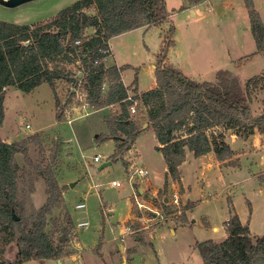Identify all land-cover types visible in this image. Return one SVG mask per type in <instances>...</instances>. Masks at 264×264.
<instances>
[{"label":"rangeland","instance_id":"1","mask_svg":"<svg viewBox=\"0 0 264 264\" xmlns=\"http://www.w3.org/2000/svg\"><path fill=\"white\" fill-rule=\"evenodd\" d=\"M75 1L33 0L16 7L0 4V20L47 23ZM167 1V10L177 13L172 17L176 44L171 49L170 61L185 74L198 81H215L219 69H229L242 84L250 77L264 74V53L256 52L246 0H204L193 8L195 13L180 9L186 0ZM253 1L264 20V0ZM168 30L167 23L149 30H135L113 40L117 52L133 66L124 72L128 84L137 77L139 88L146 90L156 82L153 64H157L162 35ZM94 31L88 28L86 34L92 35ZM113 62V56L106 60L107 65ZM73 87L65 81L58 82L57 91L64 103ZM104 88H108V83ZM81 89L82 86L77 87L72 103L63 107L61 117L54 90L47 82L31 92L16 87L6 90L5 120L0 129L4 139L20 141L29 134L44 132L50 143L54 139L63 142L62 157L56 165L60 185L64 186L63 198L53 212V219L57 218L49 221L47 229L55 231L57 241L64 237L62 242L67 254L47 259L44 264H59V260L62 264H205L197 243L209 239L223 241L227 237L226 221L234 212L249 223L254 236L264 235V133L233 138L232 130L222 128L235 154L221 161L213 152L196 156L188 149L180 166L183 188H175L179 183L168 177L166 192L163 186L167 163L157 149L154 129L148 122L141 129L146 123L144 110L138 106L137 113H132L141 124L134 146L124 157L111 160L117 145L108 137L111 131L106 117L118 111L119 105L91 110ZM263 100L264 94H261L252 102L254 111L264 108ZM26 123L30 128H26ZM215 130L221 132V128ZM31 153L35 162L42 158L36 147ZM45 153L44 157H49L52 151ZM97 154L102 155L100 161L94 160ZM109 160L111 164L100 168ZM132 163L149 171L150 188L141 197L142 206L134 198L138 187L128 177L127 168ZM113 181L121 185L115 186ZM35 186L25 217L47 201L45 179H38ZM156 190L159 192L155 196ZM176 192L177 202L174 201ZM80 203L84 207H78ZM190 204L193 206L186 210ZM67 214L73 223L68 224L66 236L61 235L58 227L66 224ZM184 214L185 224L180 220ZM79 222L87 224L80 226ZM126 225L131 226L132 232L124 233ZM18 255L16 243L0 252V258L11 262ZM19 264L40 262L30 259Z\"/></svg>","mask_w":264,"mask_h":264},{"label":"trees","instance_id":"2","mask_svg":"<svg viewBox=\"0 0 264 264\" xmlns=\"http://www.w3.org/2000/svg\"><path fill=\"white\" fill-rule=\"evenodd\" d=\"M202 1L186 0L181 9ZM246 4L256 52L264 53V23L254 1L246 0ZM166 23L169 30L162 35L157 54V85L139 93L137 77L132 83L134 98L145 112L142 113L145 122L154 129L157 149L167 163L163 190H169L168 177L183 188L180 166L188 149L196 156L213 152L218 160L231 158L235 151L225 140L222 128L245 138L256 132L264 133V108L260 112L252 108V102L264 94V74L250 77L242 84L229 69H219L215 81H198L170 63L176 26L167 11L166 0H76L47 23L0 20V128L5 120L9 87L31 92L41 83H49L61 117L63 107L72 103L77 87L82 86L85 103L91 110L119 105V110L106 118L111 131L108 137L117 145L111 160L124 157L141 126L130 111L132 101L126 100L130 87L122 79L123 70L132 66L107 65L104 58L109 55L113 36ZM88 28L95 30L92 35L86 34ZM77 40L80 42L76 43ZM59 81L74 85L65 103L57 91ZM217 128H221L220 133L216 132ZM33 147L42 156L38 162L31 153ZM46 150L52 151L49 157H44ZM62 152L63 142L54 139L50 143L44 132L12 142L0 133V242L4 245L0 252L11 243L19 246L16 261L0 258V264H19L30 259L44 264L47 259L67 254L64 242L57 241L55 231L47 229L49 221L57 218L53 219V212L63 198L64 186L60 185L56 167ZM125 164H128L126 159ZM40 178L47 185V201L25 217L23 214L28 213V201L32 200L31 194ZM192 206L188 205L186 210ZM170 212L167 207V213ZM14 213L19 220H15ZM180 220L185 224L187 216L184 214ZM69 223L73 220L67 214L65 225L58 227L61 235L67 236ZM225 228L227 237L223 241L209 239L197 243L205 264H264V235L254 236L249 223H244L236 212L226 221Z\"/></svg>","mask_w":264,"mask_h":264},{"label":"built area","instance_id":"3","mask_svg":"<svg viewBox=\"0 0 264 264\" xmlns=\"http://www.w3.org/2000/svg\"><path fill=\"white\" fill-rule=\"evenodd\" d=\"M80 41L77 40L76 43H79ZM111 49L109 50V55H110ZM104 53H108V50H104ZM108 55V56H109ZM106 56L104 58L105 62H106V58L108 57ZM134 93L129 89L128 90V97H126V100H130L132 101V104L130 106V111L131 113H137V106H138V101L134 98ZM26 128H30V124L26 123ZM102 158V155L97 154L94 156V160L95 161H100ZM128 170V177H129V181L133 182L136 187H138V190L136 191L134 198L136 203L139 206L144 205L140 200L141 197L146 195V190L150 188L149 185V180L147 179V177L149 176V171L146 167L144 166H138L134 163H132L131 165H129V167L127 168ZM113 185L115 186H120L121 184L118 181H113ZM143 185H145V187H143ZM137 189V188H136ZM179 198L178 192H176L174 194V201L177 202ZM78 207H84V203H80L78 205ZM87 224V222H79L80 226H85ZM126 230V231H125ZM124 233H128V232H132V228L130 225H126L125 229H124ZM123 239V238H122Z\"/></svg>","mask_w":264,"mask_h":264},{"label":"crops","instance_id":"4","mask_svg":"<svg viewBox=\"0 0 264 264\" xmlns=\"http://www.w3.org/2000/svg\"><path fill=\"white\" fill-rule=\"evenodd\" d=\"M167 3H168V1L166 0V5H167ZM201 3V2H200ZM200 3H198V4H196V5H199ZM184 4V3H183ZM182 4V5H183ZM196 5H193V6H190V7H187V9H191L192 10V13H195L194 12V10H193V8L196 6ZM181 7V6H180ZM181 9V8H180ZM185 10V9H184ZM168 11V10H167ZM168 13L170 14V18H171V20H172V22L174 21V19L172 18L174 15H176V14H173V13H170L169 11H168ZM262 21H263V23H264V20H263V18H262ZM163 25H167V23L166 24H163ZM152 27H139V28H135V29H132V30H129V31H126V32H123V33H121V34H118V35H115V36H113L111 39H110V49H111V52H110V55L109 56H113V59H114V61L115 62H113L114 64H117L118 66H121V65H124V64H128V63H126L125 61V58H123L118 52H117V49H116V47L114 46V44H113V40L114 39H116V38H120V37H123V36H125V35H128V34H130L131 32H133V31H135V30H142V29H146V30H149V29H151ZM163 40V39H162ZM162 44V43H161ZM173 49V48H172ZM170 53H171V51H170ZM108 56V57H109ZM108 57L106 58V60L108 59ZM170 54H169V61H170ZM170 63H171V61H170ZM173 64V63H172ZM110 65H112V64H110ZM175 65V64H174ZM175 66H177V65H175ZM133 67V66H132ZM153 67L154 68H156V64H153ZM179 68V67H178ZM126 70V69H125ZM125 70H123V72H122V79H123V81H124V83H125V85H127V86H129L130 87V90L133 92V93H135L133 90H134V88H135V86H133L132 85V83L131 84H128V82H126V80H125V77H124V72H125ZM191 77V76H190ZM157 85V80H156V82L150 87V88H148V89H146V90H149V89H151V88H153V87H155ZM137 89H138V92L139 93H141V92H144V91H146V90H141L140 88H139V86H138V84H137ZM1 129V128H0ZM230 133H231V135H232V137L233 138H236V137H238V135L237 134H233L231 131H230ZM259 133V132H258ZM8 141V140H7ZM133 146H134V144H133ZM132 149V148H131ZM188 151V150H187ZM214 154V153H213ZM128 161V160H127ZM177 186H180V185H176V187L175 188H177ZM160 190V189H159ZM159 190H156L155 191V196H156V193L157 192H159ZM245 223V222H244ZM59 262V264H62V261L61 260H59L58 261Z\"/></svg>","mask_w":264,"mask_h":264},{"label":"water","instance_id":"5","mask_svg":"<svg viewBox=\"0 0 264 264\" xmlns=\"http://www.w3.org/2000/svg\"><path fill=\"white\" fill-rule=\"evenodd\" d=\"M30 1H33V0H0V4H2L4 6H7V7H16V6H19V5L23 4V3L30 2ZM147 125H148L147 122L144 123V125L142 126L141 129L146 128ZM111 163H112L111 160L106 161L100 166V168H103V167H105V166H107V165H109ZM14 218H15V220H19L20 219V217L16 213H14ZM63 239H64V237H62V240Z\"/></svg>","mask_w":264,"mask_h":264}]
</instances>
